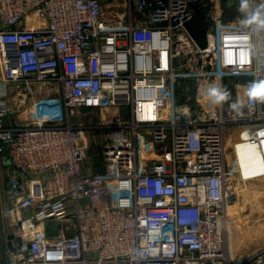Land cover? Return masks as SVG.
Masks as SVG:
<instances>
[{
    "label": "built area",
    "instance_id": "built-area-1",
    "mask_svg": "<svg viewBox=\"0 0 264 264\" xmlns=\"http://www.w3.org/2000/svg\"><path fill=\"white\" fill-rule=\"evenodd\" d=\"M237 6L247 17L226 19ZM198 10L204 48L186 27ZM262 12L264 0H0L10 263L264 264V249L232 260L226 154L238 126L264 147ZM229 85L233 99L210 95Z\"/></svg>",
    "mask_w": 264,
    "mask_h": 264
},
{
    "label": "rangeland",
    "instance_id": "rangeland-1",
    "mask_svg": "<svg viewBox=\"0 0 264 264\" xmlns=\"http://www.w3.org/2000/svg\"><path fill=\"white\" fill-rule=\"evenodd\" d=\"M224 17L233 19L241 17L245 19L247 12L242 7L225 9ZM234 89L229 85L226 101L233 99ZM226 103V102H225ZM84 121L97 122V114L88 109H81ZM247 135L240 127L232 128L226 132V154L228 166L232 171L236 181L238 195L229 207L228 217V238L233 250L231 256L233 262H239L244 258L251 257L255 253L264 249V147L258 144L255 148L247 145L254 143L243 135ZM97 139L100 134L92 135ZM96 143V142H95ZM94 145V151L88 155L86 167L94 172L101 171L104 163L91 166L92 163L102 161L101 156H97L100 144ZM6 167L3 166L0 158V179L6 176L5 169H12L11 159H7ZM4 175V176H3ZM5 196L6 189H2V196ZM1 196V197H2ZM10 259V258H9Z\"/></svg>",
    "mask_w": 264,
    "mask_h": 264
},
{
    "label": "water",
    "instance_id": "water-1",
    "mask_svg": "<svg viewBox=\"0 0 264 264\" xmlns=\"http://www.w3.org/2000/svg\"><path fill=\"white\" fill-rule=\"evenodd\" d=\"M236 3V0H226V7L231 8ZM210 25V20L207 19L206 14L202 10H198L194 13L191 19L186 22V27L190 32L191 36L194 38L196 43L204 48L207 46V31ZM3 228L2 221L0 219V230ZM1 236V232H0ZM9 239L14 237L13 234H10ZM9 249L11 251L15 250V246L12 241H9ZM7 251L5 248L0 246V264H8L7 262Z\"/></svg>",
    "mask_w": 264,
    "mask_h": 264
},
{
    "label": "flooded vegetation",
    "instance_id": "flooded-vegetation-1",
    "mask_svg": "<svg viewBox=\"0 0 264 264\" xmlns=\"http://www.w3.org/2000/svg\"><path fill=\"white\" fill-rule=\"evenodd\" d=\"M6 189V178H3L1 181H0V201H1V196H2V189ZM0 219L2 221V225H3V228L0 230L1 232V236H0V246L1 248H5L6 251H7V262L8 264H11L10 263V259H9V253H10V249H9V241L11 240L13 242L14 240V237L12 239H9V235L12 234V232H10L6 226H5V223H4V219H3V214H2V210H1V204H0Z\"/></svg>",
    "mask_w": 264,
    "mask_h": 264
},
{
    "label": "clouds",
    "instance_id": "clouds-1",
    "mask_svg": "<svg viewBox=\"0 0 264 264\" xmlns=\"http://www.w3.org/2000/svg\"><path fill=\"white\" fill-rule=\"evenodd\" d=\"M256 15L259 16L260 14L257 13ZM254 91L255 90H251L250 93H249L250 97H252V98H255L257 96V95L256 96L252 95V93ZM210 95L215 97L217 102H220V101H223V100H225L227 98L228 93L226 91L225 92H221L218 89H212V90H210Z\"/></svg>",
    "mask_w": 264,
    "mask_h": 264
},
{
    "label": "crops",
    "instance_id": "crops-1",
    "mask_svg": "<svg viewBox=\"0 0 264 264\" xmlns=\"http://www.w3.org/2000/svg\"><path fill=\"white\" fill-rule=\"evenodd\" d=\"M260 50L264 52V37L262 38ZM247 145L251 146L252 148H255L258 144H256V142H255V143H249ZM228 240H229V238H228ZM228 244H229V249H230V252H231V250H233L232 245H231V241Z\"/></svg>",
    "mask_w": 264,
    "mask_h": 264
},
{
    "label": "bare ground",
    "instance_id": "bare-ground-1",
    "mask_svg": "<svg viewBox=\"0 0 264 264\" xmlns=\"http://www.w3.org/2000/svg\"><path fill=\"white\" fill-rule=\"evenodd\" d=\"M259 17H264V12H262V13L259 15ZM260 29H261V30L258 29V31H261V32H260V33H261V37H260V46H261L262 38L264 37V33H263L264 29H263V28H260Z\"/></svg>",
    "mask_w": 264,
    "mask_h": 264
},
{
    "label": "snow or ice",
    "instance_id": "snow-or-ice-1",
    "mask_svg": "<svg viewBox=\"0 0 264 264\" xmlns=\"http://www.w3.org/2000/svg\"><path fill=\"white\" fill-rule=\"evenodd\" d=\"M261 88L264 89V85H262ZM259 94H260L259 91H254V92L252 93V95H254V96L259 95Z\"/></svg>",
    "mask_w": 264,
    "mask_h": 264
}]
</instances>
